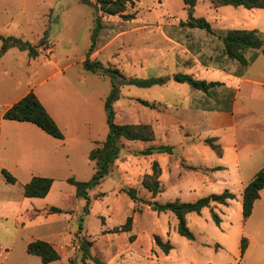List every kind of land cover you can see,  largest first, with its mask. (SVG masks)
<instances>
[{
  "label": "rangeland",
  "instance_id": "1",
  "mask_svg": "<svg viewBox=\"0 0 264 264\" xmlns=\"http://www.w3.org/2000/svg\"><path fill=\"white\" fill-rule=\"evenodd\" d=\"M194 8L195 11L190 12V7L183 0H135L134 5L128 4L126 10L127 14H133L134 19L126 21L119 16L103 17L104 28L90 58L101 60L95 53L118 29L129 26L185 27L183 23L188 21L190 14L205 18L212 28L221 33L243 26L253 27L250 20L242 22L245 17L250 19L244 13V7L224 6L216 9L207 0H197ZM237 10H241V13ZM256 11L264 12L260 9ZM91 17L94 20V9L81 4L80 0H0V37L14 36L38 45L46 32L44 24L49 23L48 45L37 58H31L27 51L11 48L0 60V264H43L38 257L29 255L26 248L35 239L48 241L51 231L62 233L55 241L67 246L71 240L74 241L73 246L69 247L71 255L60 250L62 260L50 264L80 263L81 253L76 240L79 232L96 237L94 240L98 249L94 256L104 264H264V192L255 204L252 216L244 222L243 190L237 184L232 186L236 199L228 206L215 207V212L222 219L221 225L215 224L209 209L199 219H194L195 214H191L188 224L195 239L188 240L173 228L166 239L173 249L165 255L164 260H157L155 251L148 255L133 251L128 239L121 233H113V228L105 225L106 219L102 216L106 210L105 201L95 199V193L91 198L92 212L83 214L85 201L76 197L67 179H91L93 165L89 152L94 142L105 139L108 133L105 114L103 121L101 113L93 110L91 104L99 106V99L111 88L108 77L83 69V61L91 44ZM2 43L0 38V48ZM115 49L116 45L108 52ZM261 62L255 65L252 73L257 74L264 68V57ZM154 69L158 70V67ZM134 70L131 67L124 69L126 75L131 77L135 75ZM154 73L165 75L163 71ZM156 89L162 90L161 87ZM250 89H255V97L250 95L248 85L238 96L240 110L253 106L255 112L242 115L240 111L239 116L247 127L239 131V139L245 146L243 153H254L256 159L262 156L258 151L264 145V97L261 87L251 85ZM30 91L48 102L50 113L59 115L65 125L61 128L64 140L46 135L35 125L23 123L30 127H22V123L3 119L7 106L15 104ZM122 94L125 98L123 102L132 106L139 104L134 96L145 97L148 93L136 86H124ZM87 121L91 124L88 125ZM126 143L134 149L142 146V142ZM126 143L123 142L124 148ZM37 150H44L46 157L37 159L28 154V151ZM246 165L248 168L251 166ZM131 166L133 172H138L144 163ZM247 167L242 164L244 173ZM2 169L9 171L17 182L7 183ZM35 176L55 180V190L46 203L57 205L63 209V213L57 214L54 219L46 218L29 224L25 218L30 200L24 197L23 187ZM111 185L112 181H106L104 190H109ZM187 195L165 193L160 198L162 203H167L177 198L189 201L190 197H196L194 194ZM69 213L77 219L68 218ZM110 221V225L117 223L115 219ZM242 238L248 241L243 256L240 248Z\"/></svg>",
  "mask_w": 264,
  "mask_h": 264
},
{
  "label": "crops",
  "instance_id": "2",
  "mask_svg": "<svg viewBox=\"0 0 264 264\" xmlns=\"http://www.w3.org/2000/svg\"><path fill=\"white\" fill-rule=\"evenodd\" d=\"M245 10L244 13L250 19L245 17L242 22L250 20L249 22L253 24V27L243 26L240 27V30H258L264 39V12H258L257 9ZM237 12L241 13V10H237ZM92 21L93 18L91 17V24ZM48 25L49 23L44 24V31H47ZM213 30L215 35L200 28L187 26L178 28L129 26L116 30L115 34L111 35L95 53L101 57L100 61L120 69L125 75L124 69L127 67L135 69L133 77L137 78L148 79L164 76L172 78L177 73H183L207 83H221V85L215 86L208 93H205L194 89L187 83H178L171 79L165 85L142 88L148 93L145 97L134 96L135 99L147 101L155 104V106H144L141 103L131 106L123 102L125 98L122 93L120 100L114 105L117 124L151 125L154 128L156 139L149 142L129 141L142 142V146L138 149L131 148V144H127V140H123L126 147L123 148L119 159L114 163L111 174L99 186L89 192L90 197L92 198L93 193H95V199L105 201L106 210L102 216L106 219L105 225L110 229L123 225L129 216L134 215L132 231L122 232L121 235L126 240H129L130 236H135L133 242L129 240L132 250L143 255L155 251L157 260H164L166 254L155 243V236L160 237L163 242H167L166 239L172 229H177L178 221L173 213H157L152 210L151 206L133 201L123 191V188H136L140 198L160 203H162L160 197L165 193L194 194L196 197H190L189 201L177 198L184 202H193L211 194H220L223 189V191L232 192V186L235 184L244 191L248 183L264 167V145L258 151L261 152L262 156L254 159V153H243L245 146L241 144L239 139V131L247 127L239 115L241 113L244 115L246 112L254 114V107L240 110L237 105L238 96L243 92L246 85H248L252 97L256 96V91L250 89L251 85L261 87L264 97V68L260 69L257 74L252 73L255 65L261 62L262 57H264L263 49L248 50L245 57L250 64L242 69L236 60L229 59L223 52V43L219 35L231 29L222 33L215 28ZM115 45L117 49L109 53L108 49ZM154 67H158V70H155ZM155 71H163L165 75H158L154 73ZM157 87H161L162 90H157ZM109 92L104 94L102 99H99V106H96L95 103L91 104L93 110L101 113L103 121L104 102ZM232 93H234L235 99L230 104L229 100ZM37 96L60 129L63 128L65 125L59 115L50 113L48 102L41 95L37 94ZM12 105H8L4 113ZM17 123H22V127H30L23 125L26 122ZM87 124L90 125L91 122L87 121ZM209 138L217 139V143L223 148V156H218L205 143V140ZM105 139L95 141L93 148ZM161 145L172 147L173 153L139 155V152L149 147ZM28 154L37 159L46 157L44 150L28 151ZM155 161L159 163L162 170L160 178L162 192L153 198L152 193L143 186L142 181L145 175L151 174L152 164ZM90 162L93 165L92 177L95 173V163ZM143 163L144 166L139 168L138 172L131 170L132 164L139 166ZM242 164H245V168L247 167L246 164H251L245 173L242 171ZM106 181H112V185L107 191L103 188ZM73 188L76 195V188L74 186ZM54 190L55 181L45 198H28L30 202L26 207L25 219L29 224L36 220L54 219L57 216V214H47V210L51 207L60 208L55 204L46 203ZM263 192L264 189L261 191V197ZM92 209L91 199L90 212ZM137 209L138 212L135 211ZM206 211L208 212V208L204 209L201 215ZM31 213L34 214L31 215ZM191 214H195L194 219L201 217L196 213ZM191 214L187 216V221H189ZM68 218L77 219L72 213L68 214ZM110 219H115L117 223L110 225ZM61 234L59 231L49 232L50 241L48 240V242L59 251L61 250L62 253L69 254V247L73 246L74 240L69 242V246L61 241H55V238L60 237ZM87 237L93 242L92 254L95 255V251L98 249L94 240L96 237L89 235Z\"/></svg>",
  "mask_w": 264,
  "mask_h": 264
},
{
  "label": "trees",
  "instance_id": "3",
  "mask_svg": "<svg viewBox=\"0 0 264 264\" xmlns=\"http://www.w3.org/2000/svg\"><path fill=\"white\" fill-rule=\"evenodd\" d=\"M184 4L190 8L197 5V0H183ZM212 7L220 8L224 6L244 7L246 9H263L264 0H207ZM81 4L90 6L94 9L93 28L91 33V44L88 49L87 57L83 61V69L85 71L108 77L111 82V90L107 95L104 108L106 114V122L109 128L106 139L97 144L95 148L89 153V160L95 163V173L88 181H79L74 177L67 179L70 185L76 188V197L85 200L83 207V214L88 215L91 208L90 191L99 186L112 172V167L117 159H119L124 148L123 140L127 141H143L149 142L156 139L154 128L148 124H117L115 121L114 105L121 98L122 88L124 86H136L139 88H150L155 85H165L171 79L178 83H187L194 89H198L208 93L211 88L221 85L219 82L207 83L203 80L195 79L191 75L177 73L172 78L168 76L153 77L142 79L137 77H130L125 75L120 69L114 66H106L100 60H92L90 56L96 50L97 39L104 28V16H119L122 19L129 21L134 19L133 14H127V6L134 5L135 0H80ZM184 26L191 28H200L206 30L208 33L215 35L211 24L203 17H194L190 14ZM223 43L224 54L232 60H236L242 69H245L250 64L246 59L245 54L248 50L263 49L264 53V39L258 30H240L231 29L224 34L219 35ZM2 39V46L0 48V60L2 56L11 48H16L21 51H27L31 58H37L40 51L45 49L48 44V30L38 45H33L30 42L24 41L22 38L9 36L0 37ZM235 96L232 93L230 97V104L234 101ZM144 106H155L144 100H137ZM3 119L16 122H26L37 126L46 134L53 138L64 140L65 136L56 121L49 114L46 107L39 100L35 92L30 91L18 102L13 104L4 114ZM205 143L211 147L218 156H223V148L217 143L216 138H209ZM157 153L172 154L173 148L170 146H152L141 152V156H150ZM151 174H147L143 178V186L152 193L153 198H156L162 192L161 174L162 170L158 162H154L151 168ZM2 175L9 184H15L17 179L6 169H2ZM54 179L50 177L35 176L23 187V195L25 198H45L53 184ZM264 189V167L255 175V177L248 183L243 191L242 201V215L243 221L246 222L253 214L255 204L261 198V191ZM123 191L135 202L144 203L151 206L152 210L157 213H173L178 221L177 231L188 240H194L195 235L188 226L187 216L191 213L201 215L206 208L210 210L213 221L217 226H220L222 219L218 213L215 212L216 205L228 206L229 203L236 199V195L225 190L220 194H211L209 196L201 197L193 202H184L180 200L169 201L167 203H160L158 201L144 200L139 197L136 188H123ZM135 211H139L138 209ZM63 211L57 207H51L47 210V214H60ZM83 218H81V222ZM134 216L127 218L123 225L113 228V233L131 232L133 228ZM155 243L168 255L173 249L170 241L163 242L158 236H155ZM79 243V250L81 253L79 264H104L92 254L93 242L87 236L81 235L76 238ZM130 242L135 240V236H130ZM241 254H245L248 248V241L242 238ZM29 255L38 257L43 264H50L61 260V253L50 242L43 239H35L31 241L26 248ZM70 264H76L70 262Z\"/></svg>",
  "mask_w": 264,
  "mask_h": 264
},
{
  "label": "water",
  "instance_id": "4",
  "mask_svg": "<svg viewBox=\"0 0 264 264\" xmlns=\"http://www.w3.org/2000/svg\"><path fill=\"white\" fill-rule=\"evenodd\" d=\"M195 11V8H190V12H194Z\"/></svg>",
  "mask_w": 264,
  "mask_h": 264
}]
</instances>
